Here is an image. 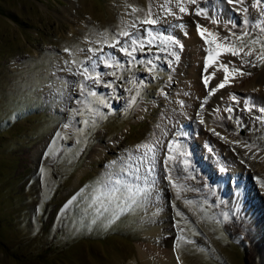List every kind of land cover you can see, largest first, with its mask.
Returning <instances> with one entry per match:
<instances>
[{
  "label": "rangeland",
  "instance_id": "374dc122",
  "mask_svg": "<svg viewBox=\"0 0 264 264\" xmlns=\"http://www.w3.org/2000/svg\"><path fill=\"white\" fill-rule=\"evenodd\" d=\"M253 2L242 5L250 17L228 3L234 19L218 16L237 47L242 32L244 42L264 39ZM147 11V0H0V264H141L150 228H161L155 245L183 264H264L263 92L239 82L264 66L236 67L251 73L236 77V99L189 118L180 100L197 93L177 73L187 47L168 43L157 23L140 24ZM122 28L160 38L133 60L101 42L100 33ZM93 60L99 83L78 74ZM159 138L164 171L139 147Z\"/></svg>",
  "mask_w": 264,
  "mask_h": 264
},
{
  "label": "bare ground",
  "instance_id": "6f19581e",
  "mask_svg": "<svg viewBox=\"0 0 264 264\" xmlns=\"http://www.w3.org/2000/svg\"><path fill=\"white\" fill-rule=\"evenodd\" d=\"M209 0H196L195 4L189 3L188 0H184V6L187 8L186 13H181L179 9L176 7L175 0H172L170 4H168V7L171 8L173 15H169L162 7L161 5H164L166 3V0H147V7L151 6V12H152V19L157 21V28H155V31L158 32H167L169 33L173 38L181 39V42L185 44L186 52L185 55L182 58V62L180 64L178 75L181 74H189L187 79V82H185L184 88L187 90L192 91L195 94L194 99H192V102H185L184 100H180L183 105H186L190 109V114L193 112V115L189 116V118H194V114L200 110V107L202 105L213 107L212 102H218L220 104L224 105V101L226 99L231 98L236 91H240V89H237L238 87H241L243 85L244 90H250L251 88L261 89V93L263 92V96L261 97V101H264V69H262L259 73H256L254 76H252L249 80H241L239 79V82H242V85H239L237 80L233 79L231 77V70L232 67H241V62H238V60H241L240 57H233L230 53L227 52H221V54L216 57V62L212 63V65L205 71V58L208 55V53L205 51V49L208 47L204 41L201 39L198 31H197V24L202 26L203 28L208 29V31L212 33L218 34L217 36V42L223 43L224 47H230L233 45L230 40H228L227 32L225 30L218 31L217 24L219 23L218 16L221 17L222 21H228L230 16L234 19L235 14H232V9L227 5V0H216L213 2L208 3ZM236 8L242 10L243 12V6H237L233 4ZM75 6L71 9H74ZM202 9L203 14L200 16L195 15L196 9ZM263 8V7H262ZM231 9V10H230ZM70 14V13H68ZM231 14V15H230ZM246 15L249 16L247 13ZM250 17V16H249ZM236 19V18H235ZM215 20L216 23H212V21ZM252 21L254 18L251 19ZM147 29V28H145ZM144 30V29H143ZM151 31L154 29L150 28ZM221 31L223 34H221ZM184 35V36H183ZM187 35V36H185ZM227 37V39H223ZM235 59V60H234ZM237 59V60H236ZM248 59H254L253 57H249ZM221 64H227L229 68L230 78H229V84L224 88H219L216 91L212 92V89L218 85L224 77V71L220 67ZM246 66V65H245ZM214 74V75H213ZM208 76L210 79L208 80L207 87L205 86L204 78ZM181 77V76H180ZM179 80V79H178ZM253 90V89H252ZM212 93L211 95L209 93ZM179 101V102H180ZM213 102V103H214ZM261 104V103H260ZM180 119V118H178ZM183 119V118H182ZM174 121V120H173ZM208 125V124H207ZM206 125V126H207ZM173 129L178 126L177 121L175 125H172ZM205 126V125H204ZM168 135V134H166ZM230 145L233 147H236V152L242 153L244 155H247L250 153L249 149H245L241 143H234V139L228 140ZM46 144H44L45 146ZM166 147V140H156V142H153L151 145L152 151L149 153L151 156L148 157V160H150L153 164H156L159 166V169L164 171L162 161L159 158L162 157L163 152L165 151ZM161 148V150H159ZM146 150L144 151L143 155H145ZM106 153V148H103L101 152H99L97 155H94L95 158L93 160H98L100 156L104 155ZM153 154L156 156L154 157ZM148 156V155H146ZM228 163L235 166V168H240V163L236 162L235 159H232L231 157L228 159ZM193 165V164H191ZM174 173V172H173ZM76 186V183L73 185V187ZM237 227L243 228L244 224L243 222H236L235 223ZM251 229V227H248ZM244 229V228H243ZM146 237L149 238L148 243H145L143 245H138V257L137 260L141 264H183L182 261L177 260L178 254L174 250L170 251H163L160 247L156 246L155 243L162 237V230L161 228H150L146 234ZM129 264H136L135 260L130 261Z\"/></svg>",
  "mask_w": 264,
  "mask_h": 264
},
{
  "label": "snow or ice",
  "instance_id": "6c2138e0",
  "mask_svg": "<svg viewBox=\"0 0 264 264\" xmlns=\"http://www.w3.org/2000/svg\"><path fill=\"white\" fill-rule=\"evenodd\" d=\"M172 0H166V3L164 5H161V7L169 14L173 15V12L171 8L168 7V4H170ZM189 3L195 4L196 0H188ZM176 7L179 9L181 13H186L188 10L184 6V0H175ZM228 4H235L238 7L243 5L244 0H227ZM251 7L256 9L259 12L260 19H257L254 23L253 26L258 28L261 33H264V10H262V7H264V0H254V2L251 4ZM138 11H143L142 9L132 7V12H138ZM243 12L247 14L248 8L244 7ZM203 14V10L197 8L195 11V15L200 16ZM152 12H151V6H149L148 11L146 15L139 20L140 24L144 25H150L154 26L157 21L152 19ZM212 23H216L215 20L212 21ZM245 25H248L250 22L247 19V16H245V19L243 21ZM128 27H136V24L133 23L131 25H128ZM138 32H140V29H137ZM147 33V38L141 35H135L133 33H130L127 31V28H122L117 34L110 36L107 32L105 33H100V39L103 45H106L107 47L115 48L116 45H120L119 51L122 52L124 55L131 57L133 60L135 59L134 53L139 49L140 51L144 50L145 44L151 46L152 42L156 39H159L160 37L158 36H153L152 31L150 29H145L144 30ZM197 31L201 37V39L204 41V43L208 46L205 51L208 53V55L205 58V71L212 65V63L216 62V57H218L221 52H227L230 53L231 56L233 57H240L241 58V68L244 65H248L251 67H257V66H264V39L260 37H255L253 39H250L248 42H244L243 37L248 36V32H242L240 35L236 37V40L239 41V46L237 47L235 44H233L230 47L225 48L223 43H218L217 42V36L218 34L212 33L208 31V29L203 28L199 24H197ZM120 37H126L128 38V41L125 42V44L121 43ZM227 39V37L223 38ZM163 43V39L161 40ZM167 42L171 44H178V41L173 39V37L168 36L167 37ZM255 45H259V51L256 50ZM182 48L183 45H180ZM131 48V50H129ZM244 49H247L244 51ZM65 51H70L68 49H65ZM89 52L93 54V56L96 55L98 51H102L101 49H93L89 48ZM172 55H175L172 53ZM249 57H253L254 59H248ZM91 59V57H89ZM99 60H103L105 67H119L118 62H113L109 63L107 59H105L103 56H100L98 58ZM178 59V57H177ZM75 62V61H73ZM148 63H151V61H148ZM97 66V61L93 60L90 65H82L81 71L78 73L80 75L84 76L85 80H93L95 83L100 82V74L96 73L95 75H92V73L95 72ZM220 67L224 71V77L223 80L216 85L213 89L212 92L216 91L219 88H224L229 84V78H230V73H229V68L227 64H221ZM112 75H115V72L111 73ZM214 75V74H213ZM245 75H251V73H247L242 71L240 68H236L235 66L232 67L231 70V77L235 79L237 76L243 77ZM210 77L206 76L204 78L205 86L207 87L208 80ZM106 86H110V84H107ZM81 92L83 93L85 90V85L81 84L80 85ZM210 95L212 94L211 92L209 93ZM89 95L95 96V92H89ZM232 99L235 100L236 97L235 95L232 96ZM132 102H135V98L133 97ZM251 107L248 108V111H251ZM227 111L231 112L232 109L229 108ZM260 112L264 113V108H260ZM257 119H260L261 122H264V116L257 117ZM85 125H87L89 122L87 120L84 121ZM93 125L95 124V121L92 122ZM68 125H65L67 127ZM140 148L146 149L145 156L147 155L148 152H151L152 149L149 145H140ZM117 183L119 184L120 181L118 180ZM262 187H264V183L261 184ZM71 203V201H69ZM180 215V213H177ZM177 260H179V257H177Z\"/></svg>",
  "mask_w": 264,
  "mask_h": 264
},
{
  "label": "water",
  "instance_id": "95a60500",
  "mask_svg": "<svg viewBox=\"0 0 264 264\" xmlns=\"http://www.w3.org/2000/svg\"><path fill=\"white\" fill-rule=\"evenodd\" d=\"M48 143V142H47Z\"/></svg>",
  "mask_w": 264,
  "mask_h": 264
}]
</instances>
